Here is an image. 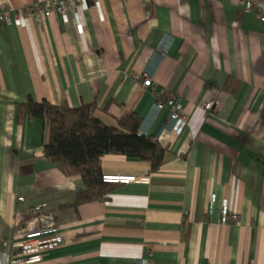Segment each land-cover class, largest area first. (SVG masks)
<instances>
[{"label": "crops", "instance_id": "1", "mask_svg": "<svg viewBox=\"0 0 264 264\" xmlns=\"http://www.w3.org/2000/svg\"><path fill=\"white\" fill-rule=\"evenodd\" d=\"M30 1L0 0L26 22L0 26V264L13 257L30 207L53 211L63 237L39 264L149 256L152 264H264V23L256 13L241 0H97L80 11V32L71 8L67 23L52 15L39 25L23 10ZM143 73L153 90L134 80ZM169 94L187 116L180 134L166 107L155 110ZM29 100L94 104L108 127L136 115L138 134L165 150L162 165L108 154L100 173L148 177L150 186H108L101 199L77 203L87 187L46 159V124L27 115L17 122V105ZM223 203L238 223L221 221Z\"/></svg>", "mask_w": 264, "mask_h": 264}, {"label": "trees", "instance_id": "2", "mask_svg": "<svg viewBox=\"0 0 264 264\" xmlns=\"http://www.w3.org/2000/svg\"><path fill=\"white\" fill-rule=\"evenodd\" d=\"M96 106L86 104L70 108L63 103L54 106L46 101L17 105V122L24 116L40 120L49 129L44 155L66 176L79 175L87 190L76 196L77 203L101 199L108 186L102 182L100 158L108 154L123 155L149 162L157 170L163 161L164 149L138 134L140 119L124 115L117 127L105 126L94 116Z\"/></svg>", "mask_w": 264, "mask_h": 264}, {"label": "built area", "instance_id": "3", "mask_svg": "<svg viewBox=\"0 0 264 264\" xmlns=\"http://www.w3.org/2000/svg\"><path fill=\"white\" fill-rule=\"evenodd\" d=\"M247 12H255L259 20L264 23V4H255L250 0H241ZM98 6L97 0H31L24 7V12L30 15L39 25L43 20L52 15L58 16L62 23H67V9L71 8L73 17L78 27L82 31L80 21V11L88 10L89 6ZM2 24H13L16 27L23 28L26 26L25 19L19 13H11L4 5L0 6V26ZM135 81H140L142 87L147 90H153L151 79L147 74L134 76ZM156 98L160 97L159 93H155ZM211 103H204L203 108L206 112L211 110ZM168 109V122L171 125V131L180 134L187 127V116L182 111V102L176 95L169 94L165 101H157L155 110L161 111ZM102 182L110 185H135L150 186L151 180L148 177L135 176H117L102 175ZM17 202L20 204L24 199L19 197ZM27 220L15 230L14 235L19 237V241L15 243V252L10 264H39L43 261L45 255L60 247L63 241L62 234L56 223L55 214L51 210H39L37 207H30L28 210ZM209 215L212 214L210 209ZM221 221L238 223V214L232 211L227 203H223L221 207ZM151 256L147 259H141L140 264H152Z\"/></svg>", "mask_w": 264, "mask_h": 264}, {"label": "bare ground", "instance_id": "4", "mask_svg": "<svg viewBox=\"0 0 264 264\" xmlns=\"http://www.w3.org/2000/svg\"><path fill=\"white\" fill-rule=\"evenodd\" d=\"M10 264V263H9Z\"/></svg>", "mask_w": 264, "mask_h": 264}]
</instances>
